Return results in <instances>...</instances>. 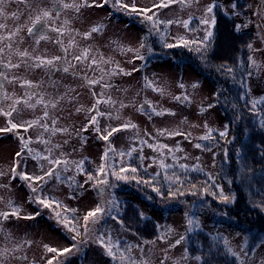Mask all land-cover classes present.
<instances>
[{
  "label": "rangeland",
  "instance_id": "374dc122",
  "mask_svg": "<svg viewBox=\"0 0 264 264\" xmlns=\"http://www.w3.org/2000/svg\"><path fill=\"white\" fill-rule=\"evenodd\" d=\"M65 2L82 4L84 0ZM91 2L92 0H88V3ZM124 2L129 5L135 3L138 9L151 11L130 14L128 10L117 11L111 2L103 7H81L79 12L74 8H60V16L50 23L52 27H63V35L48 31V39L39 44L35 43V34L30 36L27 32V27L30 26L29 16L34 18L39 8L52 9L53 0H39L38 5H33L34 10L31 12L24 3H17L16 0H9L5 5L4 10L9 18H0V23L7 25L5 29H0V35L7 37L17 25L22 28L11 41L12 51L6 52L0 59L5 62L11 59L13 63H19L20 58L16 52L24 50L33 56L40 55L44 58L64 56L65 60L57 62V67L61 64L66 66L70 62L77 65V75H73L72 69L65 73L62 69L50 71L47 67L0 69L6 72L9 80L19 77L40 85L39 88L29 90L19 80L9 83L0 78V84L3 85L0 90V109L4 112L11 110L10 106L15 99L24 98L26 91L43 93L45 101L64 96L55 109L48 107L47 119L43 118V104L28 108L21 102L17 105V112L11 117L0 114V128L9 127V119L14 123L39 121L27 131L18 128L12 132L0 133V173H4L0 175V185L6 186L0 187V212L11 213L14 207L19 209V217H0V249H15L14 252L9 251L4 264H47L49 259L53 260V264H121L119 254L114 260L95 242L100 233H104L106 237L110 234L113 242H119V248L125 254L124 264H129V261H135V264H161L162 261L163 264H201V259H195L197 256L201 257L199 246L196 241L191 240L195 230L203 231L214 242L221 240L227 252L230 247L237 254L233 256L230 253L237 264H264V237L259 234H255V238L250 237L224 212L212 210L202 204V197L175 202L172 195L158 197L155 193L147 194L152 191H142L136 184L127 180L118 181L112 175L113 171L120 172L121 167L129 165L138 166L152 176L164 175L168 170L193 169L206 174L220 194H228V183L223 179L215 160V154L220 150L219 143L213 137L210 140L200 139L209 134V129L220 133L228 128V118L217 102V86L195 66L179 63L166 54L167 47L164 45H184L189 48L203 44L209 37L207 33L212 32L214 27V10L221 9L222 14L232 17L237 25H241L242 30L252 34L250 56L255 65L249 60L246 87L250 99L260 101L264 96V0ZM161 3L168 6L153 7L154 4ZM208 5L215 7L212 13L206 15ZM13 12H20L22 15L18 20H13L10 18ZM145 15H152L154 20H171L173 23H160L157 28H153L151 22L145 20ZM53 16L55 17V13ZM204 19L208 20V24L201 23ZM65 21H68L66 25ZM183 21H189L187 28ZM245 24L247 27H243ZM93 26H101V31L91 33L86 39L83 34L91 32ZM151 39L160 44V50L152 48ZM56 40L62 42L63 49H67V52L62 50L60 44L55 43ZM182 40L190 43L185 45L181 43ZM142 42L145 45L143 48L140 47ZM8 43V39L0 41V47ZM85 48L91 49L89 60L78 64L73 57L80 55ZM140 56L143 59L137 58ZM92 57L96 58L97 65L88 68L87 64ZM82 76L99 82L89 85ZM149 82L152 87L146 86ZM181 83L184 88L179 87ZM193 84L197 87L193 88ZM153 87L162 89L163 94L154 91ZM4 93L11 99H4ZM183 95H188L190 102L174 99ZM36 99L37 97H33L30 103L35 104ZM145 101H149L156 111H168L163 115H156ZM121 104L125 106L121 107ZM141 105H144L143 111L140 110ZM77 108L81 111L77 112ZM90 109L93 110L89 111ZM97 112L101 113L97 115V122L90 124L89 121ZM53 119L56 120L54 125ZM126 123L135 124L136 127L120 128L108 141L100 139L101 134L106 135L112 128H119ZM40 124H47L48 130ZM53 129L67 131L53 132ZM162 129L167 131L160 134L159 130ZM174 131L188 135L168 134ZM21 136L29 141L28 149L32 153L25 149L20 157H16V152L21 150ZM196 144L202 147L197 148ZM56 145L59 147H55ZM133 148L135 151L132 156H127L126 153ZM49 149L53 159L60 158L70 162L67 171H64L63 165L59 166L61 181H57L55 177H45L46 182L21 180L19 175L13 178L11 169L17 163L18 172L42 176L43 171L51 166L32 156L36 153L49 155ZM120 152L125 155L122 157ZM80 161H83V172L76 167ZM161 164L171 167L165 169ZM101 165H104L103 172H100ZM180 165H185L186 168H181ZM86 171H91V180L83 174ZM122 173L120 172L121 175ZM70 178H74L75 183ZM105 178L107 184L99 183ZM29 184L37 188L36 193L32 192ZM36 195L59 201L61 206L53 204L44 208L35 202ZM109 200H115L118 207L113 206L110 214L95 225L96 230L85 234L84 215L97 205L107 208ZM9 201H12L11 205ZM129 201L134 203L142 217L150 218L156 223V233L152 240H141L133 232L125 230L120 222L111 219V216H118L122 210L121 205L124 206ZM65 208L76 211L66 212ZM57 213L60 214L59 220ZM26 216L33 218L25 219ZM64 217L72 220L79 235L64 227ZM190 219L195 223L189 224ZM74 235L75 240L72 239ZM181 236L184 240L171 247ZM225 241L228 242L227 246ZM45 245L56 249L76 245L79 251L74 248L71 253L59 255L47 252Z\"/></svg>",
  "mask_w": 264,
  "mask_h": 264
},
{
  "label": "trees",
  "instance_id": "16d2710c",
  "mask_svg": "<svg viewBox=\"0 0 264 264\" xmlns=\"http://www.w3.org/2000/svg\"><path fill=\"white\" fill-rule=\"evenodd\" d=\"M214 16L211 36L203 44L189 48L177 45L165 49V52L179 63L195 66L217 86V102L228 118V128L225 137H220L215 131L211 136L220 146L215 160L223 179L228 183L229 191L225 196L228 200L221 198L217 187L206 174L193 169L168 170L164 175L152 176L138 166L134 167L137 171L133 173V166L129 165L122 175H126L127 181L136 184L142 191H152L147 194L170 196L171 189L176 193L172 195L175 202L202 197V204L224 212L250 237L255 238V234L264 237V96L256 110L252 111L253 101L246 87L250 67L248 45L252 42V34L242 30V27L237 30L235 20L222 14L219 8L214 10ZM150 41L153 49H161L156 40ZM173 173L181 178L174 184L164 179L166 174L171 176ZM144 181L151 183L146 184ZM153 187L159 188L160 194L153 191ZM125 204L121 205L122 210L117 216L122 221V227L141 240H152L156 233V223L142 217L133 202ZM191 236L192 242L196 241L199 246L201 264H237L221 240L214 242L201 230H195Z\"/></svg>",
  "mask_w": 264,
  "mask_h": 264
},
{
  "label": "snow or ice",
  "instance_id": "6c2138e0",
  "mask_svg": "<svg viewBox=\"0 0 264 264\" xmlns=\"http://www.w3.org/2000/svg\"><path fill=\"white\" fill-rule=\"evenodd\" d=\"M9 2V0H0V18H4L7 19L9 18V14H7L5 12V5L6 3ZM17 3H24L25 7L29 10V12L33 11V5L34 4H39V0H16ZM109 2H111L112 6L114 8L117 9V11H121V10H128L130 14L132 13H145V12H150L151 9H138L137 6L135 5V3L129 5L127 3L124 2V0H101V2H97V0H92L91 3H88V0H84V2L82 4H69L66 3L65 0H53V8L52 9H47V8H39L38 13L35 15V17L33 18L31 15L29 16V20H30V26L27 27V32L30 36H34L35 39V43L39 44L42 40H47L48 39V35L47 32L48 31H52V32H57L59 35H63L64 29L63 27H52V24L50 23V21L54 22L55 18H58L60 16V8L63 9H68V8H74L77 12L80 11L81 7H103L104 5L108 4ZM171 2V0H170ZM189 3L192 2V0H188ZM168 5L165 3H161V4H154L153 7L154 8H159V7H167ZM215 7V5H208L205 9V13L206 15L209 13H212L213 8ZM233 7H235V5H233ZM53 13H55V17L53 16ZM260 14V13H257ZM20 15H22V13L20 12H13L10 14V18H12L13 20H18L20 18ZM145 20L151 22L152 27L153 28H157V25L160 23H164V24H171L173 23V21L169 20V21H159V20H154L152 15H145ZM213 23L215 22L214 20L212 21ZM68 23V21H65L64 24L66 25ZM188 23L189 21H183L184 26L187 28L188 27ZM201 23L204 24H208V20L204 19L201 21ZM7 27V25L5 23H0V29H5ZM237 30H239L241 28V25H237ZM243 27H247V24L243 25ZM259 27V25H258ZM22 26L17 25V27L15 28L14 31H12L11 33H9V35L7 37L0 35V41H3L5 39L9 40V43L3 47H0V57H3L4 54L6 52H11L12 51V43L11 41L13 40V38L21 31ZM101 31V26H93L91 28V32H86L84 33V37L87 39L91 33H95ZM158 31V29H157ZM207 36H211V32L207 33ZM206 36V38H207ZM161 39H163V35L161 34ZM55 43L60 44L61 48L64 52H67V49H63V45L62 42L60 40H56ZM74 43L70 42V44ZM181 43L187 45L188 43H190L189 41L186 40H182ZM145 45L143 44V42L140 44V47L143 48ZM167 48H172L175 47L176 45L174 44H165L164 45ZM249 49L252 48V45L249 44L248 45ZM199 50V49H197ZM128 51H132V49H128ZM91 49L90 48H85L81 51L80 55H76L73 57L74 60H76L78 62V64H84L85 61L89 60V55H90ZM16 55L20 58V62L19 63H13L11 61V59H9L7 62H5L3 59H0V69H18L21 66H24L25 69H33V68H44L47 67L50 71L52 69L55 70H61L65 73L69 72L70 69L73 70V75H77V73L75 72V68L77 67V65L72 64L70 62L66 63V66L64 64H61L59 67H57V62H61L65 60L64 56H55L52 58H44L41 57L40 55H35L33 56L32 54H30L27 50L24 51H17ZM139 59H143L142 56L137 57ZM102 59V58H101ZM249 60L252 61L253 65H255V61L253 60V58L250 56ZM94 65H97V60L95 57H92L90 62L87 64L88 68H92ZM257 67H259L258 65H256ZM123 71V70H121ZM135 71V69H134ZM229 72L232 71V69H228ZM127 75H130L131 73H125ZM251 75V73H249V76ZM0 78H3L5 80H8L9 83H12L14 81L19 80L21 85L23 87H26L27 89L31 90V89H36L39 88L40 85L31 81V80H27V79H23L21 80L19 77H13L11 80H9L6 72L4 71H0ZM82 79L86 80L87 83L89 85H93L98 83L99 81L97 80H90L88 79L87 76H82ZM146 86L152 87L151 82H149ZM180 88H184V84H179ZM193 88L197 87L196 84L192 85ZM3 89V85L0 84V90ZM154 91H160L161 94H163V90L162 89H156L155 87H153ZM93 95H95V93H93ZM33 97H37L35 104L30 103L31 99ZM3 98L4 99H11V97H9L7 95V93L3 94ZM64 96L58 97L55 100H49V101H45L44 99V94L43 93H39L36 91H26L25 92V97L24 98H17L13 101L10 111L4 112L3 109H0V114H3L7 117H11L13 115L14 112H17V105H19L21 102H23L25 104L26 107L28 108H34L36 106V104H43L44 105V112H43V118L47 119L49 117V112H48V107L51 106V108L55 109L60 100H63ZM174 99H176L177 101L183 100V101H188L190 102V98L188 95H183L181 96H176L174 97ZM262 101L256 100L253 101L251 104V110L255 111L257 108V105L259 103H261ZM97 103H100L99 100H97ZM145 104L152 109V111L156 114V115H163L165 112H167L168 110H162V111H156L151 103L149 101H145ZM125 105L121 104V107H124ZM209 107H211V105H209ZM93 109H95V105H93ZM93 109H90L89 111H92ZM141 111L144 110V105H141ZM204 109H201V111H203ZM77 112L81 111L80 108L76 109ZM174 115V113H169ZM97 115H101V113L97 112L96 115H93L91 120L89 121L90 124H95L97 122ZM39 121L38 120H33L31 122H21V123H14L11 119L8 120V124L10 125L9 127H5V128H0V133H5V132H12L15 129L18 128H23L25 131L28 130V128L33 127L34 125L38 124ZM56 123V120L53 119L52 120V124L54 125ZM40 126L42 128H44L46 131L48 130V125L47 124H40ZM264 126V125H262ZM135 128L136 125L135 124H130V123H126L124 125H121L119 128H112L111 131H108L107 134H101L100 135V139L104 140V141H108L109 137L114 133L120 130V128ZM205 127L207 128V125H205ZM85 130H87V126H85ZM55 131H62V132H66L67 129H53V132ZM97 131L99 132V128H97ZM160 134H164L167 130L162 129L159 130ZM212 132V129H209V134L208 135H204L202 137H200V139L202 140H210L212 139V136L210 135V133ZM169 135H188V134H184L181 133L179 131H174V132H169ZM227 135L226 131H221L219 133L220 137H225ZM20 142H21V150L16 152V157H20L22 155V153L24 152L25 149H28V140H25V138L23 136L20 137ZM45 143H48V141H44ZM65 143H67V141H65ZM55 147H59V145H56ZM161 147H165L164 145H161ZM195 147L197 148H201L202 146L200 144H196ZM29 153H32L31 149H28ZM49 155H41L39 153H36L35 155L32 156L33 159H42L44 161H46L51 167H49L47 170L43 171V175L42 176H30L27 173L24 172H18L17 171V167H18V163L14 164L11 171L13 174V178H15L17 175H19V178L21 180H25V181H45V177L51 178V177H55V179L57 181H61V175H60V170H59V166L63 165L64 166V171L68 170V164L70 163L67 160H62L60 158H56L53 159L51 156V150L49 149ZM135 151V149H131L129 150L126 155L131 157L132 153ZM107 154V153H106ZM120 155L123 157L125 155L124 152H120ZM104 157H102L103 159ZM83 164V161H80L78 164H76V167L78 169H80L81 172H83L81 165ZM162 168H168L171 167L170 165H164L161 164ZM181 168H186L185 165H180ZM126 169L124 167H121L120 172H124ZM104 171V165H101L100 168V172ZM137 171L136 168H131V172L135 173ZM120 172H116L113 171L112 175L115 177L116 180L118 181H125L128 179V177L126 175H121ZM84 175L88 176V179L91 180L92 176L89 173H83ZM0 175H4V173H0ZM133 179H135V177H132ZM73 180V183H75L74 178H70ZM164 179L166 181H169L171 183H177L180 181V177L177 176L175 173H173L171 176L169 175H165ZM99 183L102 184H107V179H103L101 181H99ZM144 183H151L150 181H144ZM78 187H83V185H77ZM0 187H6L5 185H0ZM29 187L32 189L33 193L37 192V188L33 187L32 184H29ZM101 191H103V189H101ZM153 191L157 192V194H160V189L157 187H153ZM169 194L170 195H175L176 193L173 192L171 189L169 190ZM181 195H183V192H180ZM195 194V193H194ZM221 198L224 199L225 201L228 200V197L223 196V193L221 192ZM35 202L42 205L44 208H49L51 207L53 204H55L57 207H60V203L59 201H56L54 199H51L47 196H40V195H36L35 196ZM9 204H12V201H9ZM107 205L108 207H104L101 205H97L93 210L88 211L84 217V232L85 234H88L91 231L96 230L95 229V225H97L105 216L109 215L111 212V209L113 206H117L115 200H109L107 201ZM118 207V206H117ZM65 211H71V212H75V209H67L65 208ZM16 216L19 217V209L18 208H13V211L11 213L9 212H0V217H3V219H8L9 216ZM37 215H39V213H37ZM57 219L59 220V216L60 214L57 213ZM25 219H32V216H26L24 217ZM75 218L73 217V220ZM111 219L113 220H117L118 222L122 223V221H119V218L117 216H111ZM64 227L70 231V232H76L77 235H79V232L77 231L76 227L72 224V220H70L68 217H64L63 221H62ZM189 224H193L195 223L194 220L190 219L188 221ZM169 231H171V229H169ZM163 239V237H161ZM73 240L76 239V235H74L72 237ZM184 240V237L181 236L178 240H176L174 245H171V247H175L176 245L180 244L182 241ZM107 241V242H106ZM95 242L98 243L102 248H104L106 254L109 257H112V259H117V254H119V259L121 261V264H124V260H125V254L123 251L120 250L119 248V242H113L112 238L110 236V234L106 237L104 233H100V235L98 237H96ZM28 243H31L30 241ZM228 242L225 241V245L227 246ZM19 245L16 246V248H18ZM46 251L49 253H58L59 255H63L65 253H71L72 250L75 248L76 251H79V248L76 247V245H72L69 248H64V249H56L53 247H50L48 245L44 246ZM130 250V249H129ZM9 251H15V249L9 250L7 248L4 249H0V264H4V260L7 256V254L9 253ZM228 252L231 253L233 256H236L237 254L235 252L232 251V249L230 247H228ZM16 259H26V257H16ZM196 260H200L201 257L197 256L195 257ZM47 264H53V260L49 259L47 261ZM129 264H135V261H129ZM161 264H163V261L161 262Z\"/></svg>",
  "mask_w": 264,
  "mask_h": 264
}]
</instances>
